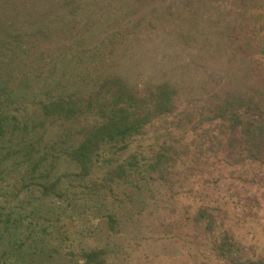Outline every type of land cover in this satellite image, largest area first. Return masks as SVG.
I'll return each instance as SVG.
<instances>
[{
    "label": "rangeland",
    "instance_id": "1",
    "mask_svg": "<svg viewBox=\"0 0 264 264\" xmlns=\"http://www.w3.org/2000/svg\"><path fill=\"white\" fill-rule=\"evenodd\" d=\"M75 33L84 38L77 45L64 41L62 46L79 54V61L56 64L58 75L70 86L91 83L100 71L116 73L131 84L147 79L178 84L180 102L173 116L183 121L171 123L172 118H166L132 142L144 158L162 153L165 140L177 145L180 141L173 140L195 132L209 115L205 107L211 99L222 98L235 87L264 88V0H0V37L37 41L47 35L53 39L45 44V57L41 48L23 56L18 73H13L15 82L20 72L35 68L46 74L57 63L54 39ZM102 39L107 40L101 43ZM179 109L191 114L183 116ZM154 146L160 147L152 153ZM201 151L197 157L205 164L199 165L200 177V171L181 170L169 180L143 185L141 197L130 196L133 207L127 211L136 213L124 211L118 234L83 215L86 210L61 215L53 243L34 232L32 244L43 257L34 258L33 263L87 264L82 253L102 245L110 251L104 264H229L213 250L206 222L194 220L199 208L212 212L216 207L230 217L244 218L236 233L247 248L252 246L256 255L264 256V188H258L259 177L252 183L240 173L231 174L220 153ZM259 169L264 173V168ZM206 171L211 175L208 179ZM3 177L2 186L6 185ZM2 190L7 195L6 188ZM2 234L0 254L10 250L8 235Z\"/></svg>",
    "mask_w": 264,
    "mask_h": 264
},
{
    "label": "trees",
    "instance_id": "2",
    "mask_svg": "<svg viewBox=\"0 0 264 264\" xmlns=\"http://www.w3.org/2000/svg\"><path fill=\"white\" fill-rule=\"evenodd\" d=\"M83 38L75 33L70 38L54 39L58 43L57 63L46 74L40 67L39 71L20 72L15 82L13 73H18L23 56L41 48L45 57V44L53 39L47 35L37 41L0 37V106L10 105L0 108V179L4 176L6 184L0 185V241L5 231L10 247L2 250L0 259L4 254L7 257L0 264H34V258L43 257L32 244L34 234L53 243L61 215L86 210L83 215L118 234L124 211L133 207L130 196L141 197L143 185L169 180L181 170L200 171L199 177L203 174L199 165L205 163L197 157L202 148L213 155L220 153L231 174L240 173L251 182L259 177L258 188H264V173L259 169L264 168V88L235 87L222 98L211 99L205 107L209 115L203 123L197 120L200 124L195 132H185L187 137L173 140L180 141L177 145L165 140L162 153L144 158V152L132 148V142L166 118H172L171 123L183 121H175L173 116L180 102L178 84H156L148 79L131 84L116 73L100 71L91 83L70 86L62 74L58 75L56 64L79 61L81 56L66 52L68 46L62 44L77 45ZM179 110L183 116L191 114L188 109ZM204 177L211 175L206 171ZM250 180L245 181L252 184ZM252 198L256 200L255 195ZM206 211L199 208L194 220L206 222L218 257L229 264H264V256L256 255L252 246L247 248L236 233L244 218L230 217L220 207ZM109 254L101 245L82 256L87 264H104Z\"/></svg>",
    "mask_w": 264,
    "mask_h": 264
}]
</instances>
